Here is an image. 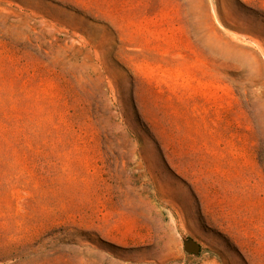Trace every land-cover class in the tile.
I'll use <instances>...</instances> for the list:
<instances>
[{"label":"rangeland","instance_id":"obj_1","mask_svg":"<svg viewBox=\"0 0 264 264\" xmlns=\"http://www.w3.org/2000/svg\"><path fill=\"white\" fill-rule=\"evenodd\" d=\"M0 264H264V0H0Z\"/></svg>","mask_w":264,"mask_h":264},{"label":"water","instance_id":"obj_2","mask_svg":"<svg viewBox=\"0 0 264 264\" xmlns=\"http://www.w3.org/2000/svg\"><path fill=\"white\" fill-rule=\"evenodd\" d=\"M186 250L197 253L199 250V246L193 242H190L187 246H186Z\"/></svg>","mask_w":264,"mask_h":264}]
</instances>
